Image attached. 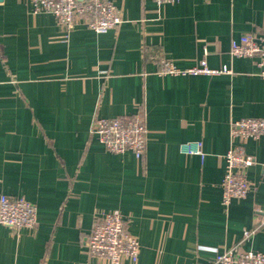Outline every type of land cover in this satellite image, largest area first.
<instances>
[{"label":"crops","instance_id":"crops-1","mask_svg":"<svg viewBox=\"0 0 264 264\" xmlns=\"http://www.w3.org/2000/svg\"><path fill=\"white\" fill-rule=\"evenodd\" d=\"M113 1L123 23L100 35L0 0V196L38 210L34 230L0 226V264H109L86 240L113 211L140 242L137 264H212L211 249L234 245L264 254V135L244 142L247 197L222 204L232 122L264 119L255 59L231 56L233 41L264 36V0ZM155 55L232 74L159 77ZM138 111L141 160L91 136L94 117ZM194 142L201 155L184 150Z\"/></svg>","mask_w":264,"mask_h":264},{"label":"built area","instance_id":"built-area-1","mask_svg":"<svg viewBox=\"0 0 264 264\" xmlns=\"http://www.w3.org/2000/svg\"><path fill=\"white\" fill-rule=\"evenodd\" d=\"M156 5L176 4L180 0H152ZM34 15L48 13L55 17L58 25L67 31L78 26L103 35L116 30L123 23V18L113 0H30ZM233 58L255 59L259 69L258 76L264 79V36L244 35L231 45ZM157 61L156 75L159 77L179 76H219L232 74L228 67L212 69L206 60L199 61L193 67L179 68L164 55L152 56ZM147 120L144 111L115 118L94 117L90 129L91 136L97 137L104 148L115 154L132 152L141 160L146 152ZM264 135V119L242 118L232 122L231 137L234 140L225 156L226 172L222 182V204L228 207L233 200L245 199L251 185L246 171L254 164L252 156L244 148V142L250 138ZM238 141V142H237ZM189 153L202 154L201 142L183 145ZM264 214L263 210H258ZM264 221V217L262 219ZM38 210L36 205L24 198L0 196V226L14 231L34 230L37 227ZM250 232L245 233V239ZM87 252L91 256L107 259L109 264H137L141 245L137 237L125 226L124 219L118 211L107 212L98 217L86 240ZM215 252L212 264H264V254L243 251L240 245Z\"/></svg>","mask_w":264,"mask_h":264}]
</instances>
